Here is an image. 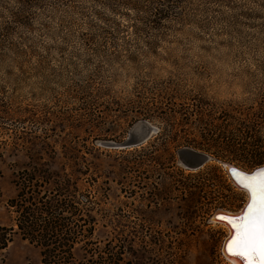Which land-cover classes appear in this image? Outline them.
I'll return each instance as SVG.
<instances>
[{
  "label": "rangeland",
  "instance_id": "obj_1",
  "mask_svg": "<svg viewBox=\"0 0 264 264\" xmlns=\"http://www.w3.org/2000/svg\"><path fill=\"white\" fill-rule=\"evenodd\" d=\"M155 1L0 0V227L19 171L47 161L81 178L92 238L122 239L129 264H233L213 217L246 201L224 163L264 164L251 166L264 148V0H177L160 21ZM142 119L158 127L142 144L104 143ZM186 146L213 158L189 168ZM0 264H42L40 249L13 234Z\"/></svg>",
  "mask_w": 264,
  "mask_h": 264
},
{
  "label": "trees",
  "instance_id": "obj_2",
  "mask_svg": "<svg viewBox=\"0 0 264 264\" xmlns=\"http://www.w3.org/2000/svg\"><path fill=\"white\" fill-rule=\"evenodd\" d=\"M176 2L156 0L154 21L165 18ZM253 155L251 166L264 163V148L255 149ZM216 157L227 160L224 154ZM79 179L47 161H35L20 170L15 180L17 195L8 200L14 214L12 224L0 227V251L12 241L13 234H19L40 249L42 264H129L123 260L122 239L115 244L107 240L102 246L92 238V211L97 202L90 190L79 187ZM78 250L84 251L80 261L76 259Z\"/></svg>",
  "mask_w": 264,
  "mask_h": 264
},
{
  "label": "snow or ice",
  "instance_id": "obj_3",
  "mask_svg": "<svg viewBox=\"0 0 264 264\" xmlns=\"http://www.w3.org/2000/svg\"><path fill=\"white\" fill-rule=\"evenodd\" d=\"M237 178L251 193V203L246 214L219 217L234 230L226 242V251L240 257L244 264H264V170L258 176L237 172Z\"/></svg>",
  "mask_w": 264,
  "mask_h": 264
},
{
  "label": "water",
  "instance_id": "obj_4",
  "mask_svg": "<svg viewBox=\"0 0 264 264\" xmlns=\"http://www.w3.org/2000/svg\"><path fill=\"white\" fill-rule=\"evenodd\" d=\"M158 130V127L154 125L151 121L142 119L137 121L133 127L130 130L128 138L123 141L121 144H116L113 142H104L107 145L110 146H134L139 145L148 140L150 137H152ZM179 155H180V162L184 164L185 166L193 169H197L202 167L206 162L211 160L213 157L201 150H198L193 147H183L179 149ZM225 168L227 169V172L231 170L232 168L239 170L240 172H245L240 170L239 168L233 166L229 163H224ZM261 170H264V165L260 166L258 168H255L253 172L249 173L251 175L257 176ZM248 173V172H246ZM229 174V173H228ZM251 203L249 201L247 205L245 206V209L242 214H246L248 205ZM224 213L222 210L217 211L213 217L216 221H221L219 219L218 214Z\"/></svg>",
  "mask_w": 264,
  "mask_h": 264
},
{
  "label": "bare ground",
  "instance_id": "obj_5",
  "mask_svg": "<svg viewBox=\"0 0 264 264\" xmlns=\"http://www.w3.org/2000/svg\"><path fill=\"white\" fill-rule=\"evenodd\" d=\"M263 165H264V164H263ZM263 165H260V166H263ZM233 166H234V165H233ZM260 166H257V167H255V168H258V167H260ZM235 167H237V166H235ZM237 168H239V169L242 170V171L248 172V173L253 172L254 169H255V168H254V169L248 171V170H246V169H244V168H240V167H237ZM234 170H236V171H234ZM237 172H240V171L237 170V169H234V168H232L231 170L228 171V173L230 174L229 176H231L233 182H234L237 186H239V188H241L243 192H245V194H246V201H245L243 207H242L239 211L233 212V211H224V210H222L224 213H220V214H218V217H220V216H222V215H223V216H227V217H231V216H234V215H240V214L243 213V211H244L245 206L247 205V203H248L249 201H251V193L249 192V190H247L246 188H244L243 186H241V185L239 184V182H238V178H237ZM259 174H260V172H259ZM259 174H258V175H259ZM258 175H257V176H258ZM220 222H222V223L227 227V229H228V236H227L226 239H224L225 242H224V244H223L224 254L230 259V261H232L233 264H244V261H243L240 257L229 255L228 252L226 251V242H227L228 239L233 235L234 230L232 229V227H231L226 221L221 220Z\"/></svg>",
  "mask_w": 264,
  "mask_h": 264
}]
</instances>
